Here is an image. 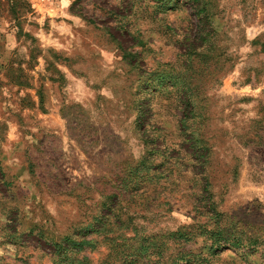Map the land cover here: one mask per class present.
Here are the masks:
<instances>
[{"label": "rangeland", "instance_id": "1", "mask_svg": "<svg viewBox=\"0 0 264 264\" xmlns=\"http://www.w3.org/2000/svg\"><path fill=\"white\" fill-rule=\"evenodd\" d=\"M97 219L65 262L264 264V0H0V264Z\"/></svg>", "mask_w": 264, "mask_h": 264}, {"label": "trees", "instance_id": "2", "mask_svg": "<svg viewBox=\"0 0 264 264\" xmlns=\"http://www.w3.org/2000/svg\"><path fill=\"white\" fill-rule=\"evenodd\" d=\"M158 3H163L164 1L167 0H155ZM170 1V0H168ZM197 1V0H196ZM206 16H208V14L206 13ZM141 116V110L138 111V117ZM141 124V123H140ZM144 127L147 126L146 123L142 122L141 124ZM182 125H184V122H182ZM185 127H183V131L186 129H184ZM156 131H160V127H158L157 129H155ZM151 136H155L154 138L157 139L160 137V133H155L153 132L152 134H149ZM200 142V141H198ZM144 143L145 145L148 147L149 145L151 146L150 148L147 149V154H156L159 153V148L155 147L154 144L152 142L149 141L148 138H144ZM198 148H201V145L197 146ZM174 149V148H173ZM110 195H117L116 192L110 194ZM100 219V218H99ZM99 219H97L95 221V226L92 227V225H89L87 227H83V228H78L75 230V236L69 235V234H65L62 238V241L58 242V241H51L54 245V254L56 255V257L58 256V260L54 262V264H69L68 262H65L67 260L66 255L69 253H77L80 252L83 247L86 244L91 243L92 239H87L86 236L92 233H96L100 230V221ZM177 231V232H176ZM173 235L175 237H177V239H181L184 238V241L187 240V233L185 231H183L182 229L180 230H176ZM210 238H212V242L210 244L209 249H211V255H216L219 253V251H221V249L227 248V241L231 240L232 244H234L235 246H239L240 243V239L237 237H232V239L228 238L225 236V232L223 228L220 227H216L213 228L211 230H207L206 231ZM255 239H248L249 243H254ZM200 260H204L205 258H198L196 257V253H192L191 251L188 250H184L181 249L178 252V255H176L174 258H172L171 261H169L170 263H165V264H195L197 262H201Z\"/></svg>", "mask_w": 264, "mask_h": 264}, {"label": "built area", "instance_id": "3", "mask_svg": "<svg viewBox=\"0 0 264 264\" xmlns=\"http://www.w3.org/2000/svg\"><path fill=\"white\" fill-rule=\"evenodd\" d=\"M38 3H49V4H53V5H59L62 0H37Z\"/></svg>", "mask_w": 264, "mask_h": 264}, {"label": "bare ground", "instance_id": "4", "mask_svg": "<svg viewBox=\"0 0 264 264\" xmlns=\"http://www.w3.org/2000/svg\"><path fill=\"white\" fill-rule=\"evenodd\" d=\"M62 1H64V0H62Z\"/></svg>", "mask_w": 264, "mask_h": 264}]
</instances>
